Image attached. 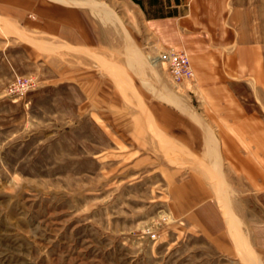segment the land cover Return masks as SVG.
<instances>
[{"label":"rangeland","instance_id":"rangeland-1","mask_svg":"<svg viewBox=\"0 0 264 264\" xmlns=\"http://www.w3.org/2000/svg\"><path fill=\"white\" fill-rule=\"evenodd\" d=\"M55 1L116 32L118 49L66 48L0 13V264H264L253 234L264 230V154L255 179L201 164L235 240L228 256L170 211L169 170L198 161L154 129L132 128L146 113L143 65L169 75L132 48L129 36L143 34L136 0ZM234 7L262 60L246 104L264 139V0ZM184 102L196 113L195 98Z\"/></svg>","mask_w":264,"mask_h":264},{"label":"crops","instance_id":"crops-1","mask_svg":"<svg viewBox=\"0 0 264 264\" xmlns=\"http://www.w3.org/2000/svg\"><path fill=\"white\" fill-rule=\"evenodd\" d=\"M235 2L136 0L143 34L129 36L132 48L148 57L157 58L155 55L168 49L189 56L195 78L184 83L182 89L174 86L167 72H163V80L159 78L162 73L142 64L148 86L143 85L146 104L142 100L140 103L146 113H135L132 128L145 135L152 128L198 161V166L185 174L178 173L177 168L169 170L170 211L228 256L237 253L235 240L217 202L215 187L201 164L214 174L220 175L225 168L242 180L255 179L261 176L264 154L262 123L246 104L252 79L262 81V60L258 47L243 37ZM0 13L33 34L58 40L66 48L102 51L105 43L114 42L118 49V34L104 29L76 6L55 0H0ZM79 81L83 82L81 78ZM188 94L191 96L183 97ZM189 98L196 99V113L184 102ZM262 227L255 228L253 234L264 259Z\"/></svg>","mask_w":264,"mask_h":264},{"label":"built area","instance_id":"built-area-1","mask_svg":"<svg viewBox=\"0 0 264 264\" xmlns=\"http://www.w3.org/2000/svg\"><path fill=\"white\" fill-rule=\"evenodd\" d=\"M155 60L157 63L167 66L172 83L177 89H182L186 82L194 81L195 73L186 52L168 49L161 52ZM28 79L31 80L32 78Z\"/></svg>","mask_w":264,"mask_h":264},{"label":"bare ground","instance_id":"bare-ground-1","mask_svg":"<svg viewBox=\"0 0 264 264\" xmlns=\"http://www.w3.org/2000/svg\"><path fill=\"white\" fill-rule=\"evenodd\" d=\"M188 55V54H187Z\"/></svg>","mask_w":264,"mask_h":264}]
</instances>
